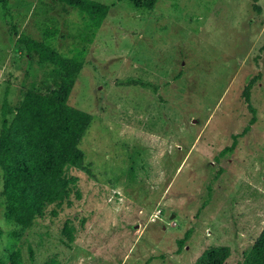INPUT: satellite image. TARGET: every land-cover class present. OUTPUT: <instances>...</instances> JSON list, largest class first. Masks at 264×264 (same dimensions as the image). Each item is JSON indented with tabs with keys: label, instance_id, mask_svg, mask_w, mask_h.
Wrapping results in <instances>:
<instances>
[{
	"label": "rangeland",
	"instance_id": "obj_1",
	"mask_svg": "<svg viewBox=\"0 0 264 264\" xmlns=\"http://www.w3.org/2000/svg\"><path fill=\"white\" fill-rule=\"evenodd\" d=\"M95 1L91 36L55 0H0V106L55 87L33 40L81 61L66 103L90 115L69 205L5 219L0 166V264H192L209 245L237 264L264 224V0Z\"/></svg>",
	"mask_w": 264,
	"mask_h": 264
},
{
	"label": "trees",
	"instance_id": "obj_2",
	"mask_svg": "<svg viewBox=\"0 0 264 264\" xmlns=\"http://www.w3.org/2000/svg\"><path fill=\"white\" fill-rule=\"evenodd\" d=\"M76 9L88 17L92 36L100 26L108 7L95 0H55ZM134 6L151 9L156 0H129ZM256 1V0H253ZM90 42L91 38L87 39ZM42 61L53 65L55 87L47 93L28 90L15 109L3 101L0 109V166L2 169L3 216L21 226L29 225L35 217L47 210L70 204V180L65 175L68 167L77 166L83 159L79 141L90 120L84 111L67 105L73 79L81 67L76 58L64 57L40 41L27 40ZM250 78L242 90L243 100L251 112L249 90L254 82ZM57 84V85H56ZM125 84H144L134 80ZM12 114L10 120L7 114ZM73 228H63L66 243L73 241ZM184 234V238L187 236ZM178 240L181 244L183 239ZM229 256L227 246L205 247L192 264H223ZM237 264H264V224L257 237Z\"/></svg>",
	"mask_w": 264,
	"mask_h": 264
}]
</instances>
